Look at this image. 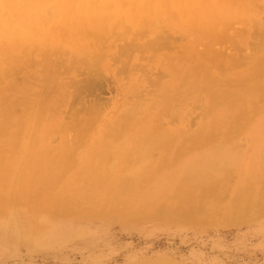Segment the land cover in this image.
<instances>
[{
    "label": "rangeland",
    "instance_id": "obj_1",
    "mask_svg": "<svg viewBox=\"0 0 264 264\" xmlns=\"http://www.w3.org/2000/svg\"><path fill=\"white\" fill-rule=\"evenodd\" d=\"M44 1H47V6L53 0ZM84 1L79 0V3L85 5L87 0ZM102 1L104 0H91L93 4H100ZM173 1L151 0L149 2L147 0L144 3V8L140 6L143 11L137 12V5L131 4L129 0H125V2L123 0L121 5L127 12L122 10L124 13L120 18L119 3L116 0V4H111L112 10H109L108 13L111 18L105 19L106 24L103 25L104 29L99 34L100 37L103 36L101 38L102 42L98 43L99 46L98 44L92 45L96 42L91 34L97 33L91 28H87L90 34L86 41L91 42L92 47L95 46L96 49L90 47L93 56L90 51L86 54L88 56H85L84 53L81 54L82 51L75 50L74 48H77V45L72 42L79 40L71 41L70 36H66L67 39L66 37L60 39L59 41L62 42L56 47L54 42L56 34H53V30L61 31L64 24L55 22L53 14L40 16L41 24H43V27L47 26L46 29L48 28L50 32L45 34V40L41 45L34 46L28 53L27 58L21 60L16 67L17 70L13 68L7 72L6 80L1 83L3 85L0 84V105L15 106L17 116L23 119L27 126L34 123V118H38V129L36 130L41 137V145H32L29 137H25L24 142H20L24 144L23 147L32 145L33 155H36L40 150L39 156L37 155L32 161H29L30 165L32 162L37 163L43 160L41 158V152L43 151L61 149L66 147V144L70 146L71 143L73 150L72 156L65 155L63 173L57 175L49 183L50 186L53 183L51 189L45 187L47 182L39 183L42 178L37 177L36 180H32L33 183L35 185L39 183L38 187L46 188V192L41 195L30 193L27 203L13 210L14 213L6 210L8 212L0 214V264H264V0H233L230 3L231 9L226 16H224L223 11L219 10L216 3L219 1L226 3L228 0L217 2L215 0H192L196 3L195 8L190 12L187 10L184 14L181 13V7L175 8ZM177 1L181 4L184 1V4L188 3V0ZM146 5L148 9H146ZM97 8V5L94 6V10H97ZM196 11L199 15L196 14ZM115 14H118V17H115ZM139 14H141V17H132L130 18L132 19L131 22L130 19L129 22L122 19L125 15L137 16ZM138 19H140V22ZM67 20L69 25L76 21L70 17ZM47 21L49 23H46ZM132 22L135 23L134 26ZM146 24H148V27ZM128 28L131 29L128 30ZM146 30L150 33H147ZM205 34L210 39L204 36ZM51 35H54L53 38ZM91 37L92 39H90ZM148 37H150V40ZM186 40L187 42L184 43ZM79 42H82V40ZM51 43H54V45ZM102 47L104 48L102 49ZM159 49L162 51L160 52ZM9 50L10 46L0 40V54H7ZM93 51H96V53ZM144 52L145 54H143ZM155 53L157 54L155 55ZM55 55L60 56L55 59ZM229 61L231 63H228ZM234 61H236V65ZM232 62L235 67L231 66ZM32 63H36L35 67L32 66ZM76 63H78L77 67L75 66ZM48 66H50L49 69ZM126 66L127 68L124 69ZM222 67L225 69L223 70ZM77 68L79 69L76 70ZM198 69L200 70L198 71ZM72 70L74 72H71ZM227 71L232 73L223 75ZM52 76L54 77L52 78ZM118 76H120L119 79ZM135 76L136 78H134ZM141 76L143 79L140 78ZM217 79H219V82ZM46 83L48 84L46 85ZM26 85L27 87H25ZM60 85L62 86L60 87ZM3 87L5 88L3 89ZM173 87L175 88L173 89ZM59 90H61L60 93ZM42 93L47 99L44 98ZM39 97H43V104L41 109L38 108L40 110L38 115V109L34 105ZM165 98L171 99V102L166 103L170 107L166 104L161 106L160 103L165 102ZM44 101L48 103L46 104ZM260 102L263 103L260 104ZM175 103H178L179 107ZM232 104L233 106H231ZM144 105L146 106L144 107ZM4 108L0 106L1 111ZM171 108L172 110L169 112ZM96 110L100 115L96 114V119H94ZM166 111L169 112L170 117L168 113L166 114ZM121 115L124 117H121ZM125 115L127 116L125 117ZM166 115H168L167 118ZM99 116L100 120H98ZM128 117H131V119L128 120ZM160 117L164 120L161 119V121ZM120 120L122 121L120 122ZM128 121H130L129 124ZM153 121L154 123H152ZM248 121L250 122L248 123ZM73 124H77L76 127ZM127 124L128 127L125 126ZM94 125L96 126L94 127ZM158 125L160 127L162 125V127L160 133L156 134L155 131H157ZM241 125L243 128L240 129ZM121 126L122 128L125 127L120 129ZM141 126L144 128L142 129ZM217 129L220 130V133ZM142 132L144 135H142ZM152 132H154V135ZM165 133H168V135ZM32 136H37V134L34 133ZM148 136L156 137V145L144 149L141 140ZM174 139L175 141H173ZM119 142L121 145L118 144ZM138 145L139 147H137ZM1 146L2 151H5V153L9 151L10 146H7L6 143L4 145L0 144ZM171 146L172 148H170ZM228 146L234 148L233 153L226 149ZM20 148L22 149V147ZM178 148L180 149L178 150ZM147 149H149L148 152ZM225 150L232 154H229L228 157L230 161L228 160L229 162L221 167V172L217 160ZM239 151L241 154L236 156V153H240ZM127 154L130 156H127ZM144 154L147 156L145 155V157ZM235 156L239 159L235 158V160ZM18 157L19 160L28 164V159L25 160L22 155ZM232 158L235 162L231 161ZM136 159L142 161L138 162ZM210 163L213 165L210 166ZM214 163L216 166H214ZM258 166L261 171L258 170ZM148 169L151 171L150 173H148ZM199 169L200 172H198ZM247 169L248 172H246ZM123 172L125 176H123ZM226 173L228 176L225 175ZM253 174L254 176H252ZM183 175L185 176L183 177ZM241 179L242 181H240ZM130 180H137V187L130 193V196L129 194L125 196L122 188L126 181ZM150 180L154 181L151 182ZM252 181L256 185H252ZM245 182L247 185L244 184ZM148 183L151 186L147 185ZM166 183L168 184L166 185ZM249 186L250 188L253 187L252 190ZM38 187L33 186V191L39 189ZM255 187H257L256 190H254ZM231 188L233 189L231 190ZM245 188L247 189L245 190ZM206 190L207 192H205ZM218 190H220L219 193ZM174 192L176 193L175 196ZM186 192H189L190 195ZM191 193H194V197ZM202 195H205L204 199ZM247 196H250L249 199ZM186 197L187 201L183 200ZM154 199L156 203H154ZM191 201L192 203H190ZM226 203H229V205L227 206ZM153 205L154 207H152ZM167 207L169 208L167 209ZM226 207L228 208L226 209ZM67 210H70L72 214L65 215ZM150 210H153L152 215H149ZM218 210L219 212H217ZM177 213L181 214L180 217ZM184 215H186V218ZM197 217L200 218L197 219ZM213 218V222L210 221Z\"/></svg>",
    "mask_w": 264,
    "mask_h": 264
},
{
    "label": "bare ground",
    "instance_id": "obj_2",
    "mask_svg": "<svg viewBox=\"0 0 264 264\" xmlns=\"http://www.w3.org/2000/svg\"><path fill=\"white\" fill-rule=\"evenodd\" d=\"M82 1H84V0H82ZM118 2L117 3H119V5H118V8L120 9V18L122 17V13H124V12H127V11H125L124 9H123V7H122V5H121V3H123V0H117ZM151 0H149V2H150ZM173 1V0H172ZM199 1V0H198ZM204 1V0H203ZM216 2L217 1H219V0H215ZM233 0H228V2H226V3H221V1H219V2H215L216 3V5H217V7L219 8V10L220 11H223V14H224V16H226L227 14H228V12H229V10L231 9L230 8V3L232 2ZM46 2L47 1H44V0H0V40L1 41H4V43H7V45L8 46H10V50L7 52V54H4V55H2V54H0V84L3 82V81H5L6 80V74H7V72H9V71H11L13 68H16L18 65H19V63L21 62V60H25L26 58H27V55H28V53L32 50V48L34 47V46H39V45H41L42 44V42H43V40H45V34L47 33V32H50V30L47 28L46 29V27H43V24H41V22H40V16H48L49 14H53L52 16H54L53 17V19L55 20V22H61V24H64V25H62V30L60 31H57L56 29V31L55 30H53L54 32H53V34L55 33L56 34V37L54 36V42H55V46L56 47H58L59 46V43H61L59 40L60 39H63L64 37H66V36H70V40L71 41H73V40H79V41H81L82 40V42H79V41H73L72 43H74V44H76L77 45V48H74L75 50H79V51H82V53L81 54H85V56H88V55H86V54H88V51H90L91 49H90V47H92V45H96V44H98V43H101L102 42V40H101V38L103 37H100L99 36V34H100V32H102L103 31V29H104V24H106L105 23V19H108V18H111L109 15H108V13H109V10H112V7H110L111 6V4H116V0L115 1H111V0H104V1H102L100 4H98V3H96V4H93L92 2H91V0H87L86 1V4L85 5H82V4H80L79 3V0H53L52 2L50 1V4H48L47 6H46ZM85 2V1H84ZM124 2H125V0H124ZM129 2L131 3V4H133V5H137V12H140V11H143V10H141V7L142 8H144V3L145 2H147V0H129ZM153 2V1H152ZM165 3H167L166 1H164ZM185 2V1H184ZM184 2L181 4L179 1H177V0H174L173 1V3H174V5H175V8H179V7H181L180 9H181V13H185L187 10H188V12H190L193 8H195V6H196V3H195V1H192V0H188V3L186 2L185 4H184ZM199 3V2H198ZM239 3V2H238ZM110 4V5H109ZM153 4V3H152ZM253 4H254V2H253ZM98 6V8H97V10H94V6ZM117 6V5H116ZM127 6V5H126ZM130 6V5H129ZM141 6V7H140ZM153 6V5H152ZM167 6V5H166ZM238 6V5H237ZM121 7H122V9H121ZM136 7V6H135ZM134 7V9L136 10V8ZM203 7V6H202ZM207 7H208V5H207ZM236 7V6H235ZM256 7V6H255ZM126 8V7H125ZM213 8H216V7H213ZM212 8V9H213ZM133 9V8H132ZM133 9V10H134ZM146 9H148V7H147V5H146ZM166 9H167V7H166ZM259 8L257 7V10H258ZM122 10H124V12L122 11ZM210 10V9H209ZM130 10H128V12H129ZM160 11H161V9H160ZM198 11V10H197ZM197 11H196V14H198L197 13ZM134 12V11H133ZM132 12V13H133ZM150 12H151V10H150ZM258 12V11H257ZM130 13V12H129ZM128 13V14H129ZM168 13V12H167ZM167 13H165V14H167ZM180 13V14H181ZM126 14V13H125ZM131 14V13H130ZM137 13L135 12V15H136ZM152 15H153V13H152ZM182 15V14H181ZM194 15V14H193ZM199 15V14H198ZM148 16V15H147ZM72 18V19H75L76 21L72 24V25H69L68 23H67V18ZM115 17H118V14L116 15L115 14ZM132 17H136V18H140L141 17V14H139V15H137V16H128V15H125V17L124 18H122V19H126L128 22H129V19L130 18H132ZM152 17V16H151ZM186 17V16H185ZM163 18V17H162ZM173 18V17H172ZM52 19V18H51ZM131 20L132 19H130V22H131ZM134 20V19H133ZM139 20V22H140V19H138ZM148 20H149V18H148ZM171 20V19H170ZM52 21V20H51ZM143 21V20H142ZM108 22V21H107ZM145 22V21H144ZM157 22V21H156ZM46 23H49L48 21L46 22ZM118 23V22H117ZM133 23V26H134V22H132ZM138 23V22H137ZM127 24V23H126ZM130 24V23H129ZM196 24H197V20H196ZM60 25V24H59ZM58 25V26H59ZM120 25V24H119ZM144 25V24H143ZM147 25V27H148V24H146ZM45 26V25H44ZM157 26V25H156ZM158 26H159V24H158ZM49 27V26H48ZM143 27V26H142ZM146 29H148L146 26H144ZM53 28V27H52ZM57 28V27H56ZM87 28L89 29V28H91L94 32H96L97 34H91V36L94 38V41L96 42V43H94V44H90L91 42H87L86 40L88 39V35L90 34V32H88L87 31ZM118 28H119V26H118ZM123 29H124V27H123ZM122 29V30H123ZM129 29H131V28H128V30ZM135 29H136V27H135ZM134 29V30H135ZM143 29V28H142ZM158 30H159V28H157ZM201 29H203V28H201ZM200 29V30H201ZM211 29V28H210ZM49 30V31H48ZM160 30H161V28H160ZM131 31H133V30H131ZM136 31V30H135ZM155 31H157L156 29H155ZM143 32H144V30H143ZM146 32H147V30H146ZM145 32V33H146ZM161 32V31H160ZM163 32V31H162ZM192 32V31H191ZM130 33V32H129ZM128 33V35H130ZM138 33V32H137ZM147 33H150V32H147ZM146 33V34H147ZM154 33V32H153ZM152 33V35H154ZM166 33V32H165ZM164 33V34H165ZM170 33V32H169ZM193 33H194V31H193ZM198 33V32H197ZM107 34V33H106ZM106 34L104 35V37L106 36ZM116 34H118V33H116ZM143 34V33H142ZM176 34H178V33H176ZM109 35V34H108ZM147 35H150V34H147ZM163 35V34H162ZM179 35V34H178ZM52 36V35H51ZM53 36H52V38H53ZM116 36V35H115ZM137 36V35H136ZM190 36V35H189ZM204 36H207L206 34L204 35ZM92 37L90 38V39H92ZM109 37V36H108ZM122 37V36H121ZM157 37V36H156ZM182 37V36H181ZM196 37V36H195ZM207 37H209V36H207ZM68 37H66V39H67ZM113 38V37H112ZM120 38V37H119ZM138 38V37H137ZM150 37H148V39H149ZM162 38H164V37H162ZM184 38V37H183ZM183 38H182V40H183ZM65 39V40H66ZM104 39V38H103ZM169 39V38H168ZM185 39V38H184ZM208 39H210V37L208 38ZM53 40V39H52ZM150 40V39H149ZM197 40V39H196ZM90 41V40H89ZM52 42V41H51ZM120 42V41H119ZM187 42V40L186 41H184V43H186ZM65 43V42H64ZM92 43H93V41H92ZM107 43H110V42H107ZM122 43V42H121ZM147 43V42H146ZM148 43H150V42H148ZM175 43V42H174ZM205 43V42H204ZM52 44V43H51ZM104 44V43H103ZM157 44V43H156ZM243 44V43H242ZM52 45H54V43L52 44ZM61 45V44H60ZM67 45V44H66ZM65 45V46H66ZM70 45V44H69ZM100 44H98V46H99ZM145 45H147V44H145ZM153 45V44H152ZM155 45V44H154ZM166 45V44H165ZM164 45V46H165ZM247 45V44H246ZM170 46H172V45H170ZM174 46V45H173ZM249 46V45H248ZM101 47V46H100ZM161 47H163V46H161ZM166 47H167V45H166ZM165 47V48H166ZM69 48V47H68ZM70 48H71V46H70ZM69 48V49H70ZM93 48V47H92ZM104 47H102V49H103ZM110 48V47H109ZM190 48V47H189ZM244 48V47H243ZM37 49V48H36ZM52 49H55V48H52ZM93 49H95V46H94V48ZM92 49V50H93ZM114 49H115V47H114ZM96 50V49H95ZM104 50H106V49H104ZM160 50V49H159ZM167 50V49H166ZM173 50V49H172ZM62 51H63V49H62ZM103 51V50H102ZM162 50H160V52H161ZM192 51V50H191ZM91 52V55L93 56V53H92V51H90ZM94 52V51H93ZM157 53H159L158 51H156ZM163 52H164V50H163ZM248 52H250V51H248ZM94 53H96V51L94 52ZM100 53V52H99ZM102 53V52H101ZM116 53V52H115ZM157 53H155V55L157 54ZM60 55H61V53H59ZM64 54V53H63ZM140 54V53H139ZM143 54H145V52L143 53ZM150 54V53H149ZM59 55V56H60ZM78 55V54H77ZM118 56H119V54H117ZM154 55V56H155ZM187 55V54H186ZM263 55V54H262ZM48 56H49V54H48ZM59 56L58 55H55L54 57H55V59H56V57L57 58H59ZM66 56V55H65ZM70 56V55H69ZM101 56V55H100ZM115 56V55H114ZM114 56H112V57H114ZM23 57V58H22ZM122 57V56H121ZM158 57V56H157ZM160 57H161V55H160ZM188 57V56H187ZM9 58V59H8ZM53 58V57H52ZM71 58V57H70ZM81 58V57H80ZM100 58V57H99ZM105 58V57H104ZM134 58V57H133ZM156 58V57H155ZM259 58V57H258ZM257 58V59H258ZM92 59V58H91ZM122 59V58H121ZM160 59V58H159ZM223 59V58H222ZM34 60V59H33ZM70 60V59H69ZM102 60V59H101ZM105 60H106V58H105ZM112 60V59H111ZM115 60V59H114ZM118 60V59H117ZM187 60V59H186ZM202 60H204V59H202ZM234 60V59H233ZM253 60V59H252ZM35 61V60H34ZM43 61V60H42ZM52 61V60H51ZM56 61V60H55ZM65 61V60H64ZM93 61H94V59H93ZM130 61V60H129ZM132 61H134V60H132ZM218 61H219V59H218ZM218 61H217V63H218ZM223 61H225V60H223ZM53 62V61H52ZM79 62H81V61H79ZM78 62V63H79ZM86 62V61H85ZM99 62V61H98ZM105 62V61H104ZM106 62H107V60H106ZM117 62V61H116ZM125 62V61H124ZM208 62V61H207ZM214 62V61H213ZM236 61H234V63H235ZM37 63V62H36ZM35 63V64H36ZM63 63V62H62ZM78 63H76V67H77V64ZM131 63V62H130ZM156 63V62H155ZM215 63V62H214ZM228 63H231L230 61L228 62ZM255 63V62H254ZM33 64V63H32ZM35 64H33L32 66H34ZM103 64V63H102ZM119 64H120V61H119ZM128 64V63H127ZM220 64V63H219ZM79 65H80V63H79ZM92 65V64H91ZM104 65H107V64H104ZM117 65V64H116ZM188 65V64H187ZM235 65H236V63H235ZM237 65H238V63H237ZM54 66V65H53ZM81 66V65H80ZM122 66V65H121ZM231 66H233V62H232V65ZM35 67V66H34ZM38 67H40L39 65H38ZM49 67L50 66H48L47 68L49 69ZM61 67V66H60ZM79 67V66H78ZM83 67V66H82ZM81 67V68H82ZM130 67H131V65H130ZM177 67V66H176ZM202 67V66H201ZM233 67H235V66H233ZM252 67H253V65H252ZM32 68V67H31ZM80 68V69H81ZM112 68V67H111ZM125 68H127V66L126 67H124V69ZM145 68H146V66H145ZM251 68V67H250ZM34 69V68H33ZM32 69V70H33ZM79 68H77L76 70H78ZM115 69V68H114ZM123 69V70H124ZM130 69V68H129ZM222 69H223V67H222ZM225 69V68H224ZM223 69V70H224ZM230 69V68H229ZM236 69V68H235ZM16 70H17V68H16ZM110 70V69H109ZM128 70V69H127ZM143 70V69H142ZM145 70V69H144ZM154 70V69H153ZM159 70V69H158ZM161 70V69H160ZM200 69H198V71H199ZM232 70V69H231ZM240 70V69H239ZM242 70V69H241ZM108 71V70H107ZM118 71V70H117ZM122 71V70H121ZM205 71V70H204ZM226 71V70H225ZM235 71V70H234ZM71 72H74V70H72ZM81 72V71H80ZM127 72V71H126ZM134 72V71H133ZM133 72H131V73H133ZM143 72V71H142ZM169 72V71H168ZM221 72V71H220ZM236 72V71H235ZM22 73V72H21ZM122 73H123V71H122ZM124 73H125V70H124ZM123 73V74H124ZM135 73H136V71H135ZM161 73V72H160ZM227 73H230V71L228 72H226L225 74H223V75H226ZM232 73V72H231ZM230 73V74H231ZM237 73V72H236ZM241 73V72H240ZM45 74V73H44ZM75 74V73H74ZM94 74V73H93ZM123 74H121L122 76H123ZM130 74V73H129ZM128 74V75H129ZM148 74V73H147ZM162 74V73H161ZM174 74V73H173ZM205 74H206V72H205ZM209 74V73H208ZM234 74V73H233ZM50 75V74H49ZM57 75V74H56ZM70 75H71V73H70ZM136 75V74H135ZM236 76H238L237 74H235ZM132 76V75H131ZM147 76H149V75H147ZM186 76V75H185ZM229 76V75H228ZM54 76H52V78H53ZM58 77H59V74H58ZM63 77V76H62ZM119 77L120 76H118V79H119ZM153 77V76H152ZM155 77H156V75H155ZM164 77V76H163ZM208 77V76H207ZM235 77V76H234ZM123 78V77H122ZM133 78V77H132ZM134 78H136V76L134 77ZM140 78H142V76L140 77ZM183 78V77H182ZM200 78V77H199ZM211 78V77H210ZM222 78V77H221ZM224 78V77H223ZM222 78V79H223ZM253 78V77H252ZM264 78V77H263ZM117 79V80H118ZM121 79V78H120ZM130 79V78H129ZM143 79V78H142ZM146 79H147V77H146ZM150 79V78H149ZM166 79V78H165ZM167 79H169V78H167ZM207 79H209V78H207ZM207 79H205V80H207ZM216 79V78H215ZM66 80V79H65ZM131 80V79H130ZM182 80V79H181ZM218 80V82H219V79H217ZM216 80V81H217ZM262 80V79H261ZM48 81V80H47ZM122 81V80H121ZM126 81V80H125ZM149 81V80H148ZM163 81V80H162ZM188 81V80H187ZM200 81V80H199ZM204 81V80H203ZM209 81H210V79H209ZM34 82H36V81H34ZM122 82H124V81H122ZM129 82V81H128ZM132 82H134V81H132ZM141 82V81H140ZM37 83H39V82H37ZM121 83V82H120ZM135 83V82H134ZM145 83V82H144ZM156 83V82H155ZM164 83V82H163ZM240 83V82H239ZM48 83H46V85H47ZM49 84H50V82H49ZM55 84V83H54ZM92 84V83H91ZM164 84H166V83H164ZM172 84V83H171ZM171 84H170V87H171ZM236 84V83H235ZM1 85H3V84H1ZM6 85V84H5ZM27 85H29V84H27ZM27 85L25 86V87H27ZM57 85V84H56ZM67 85V84H66ZM127 85V84H126ZM126 85H125V87H126ZM142 85V84H141ZM228 85V84H227ZM231 85H233V84H231ZM247 85V84H246ZM261 85V84H260ZM62 85H60V87H61ZM123 86V85H122ZM129 86V85H128ZM144 86H146V85H144ZM159 86V85H158ZM175 86V85H174ZM189 86V85H188ZM198 86V85H197ZM205 86V85H204ZM258 86V85H257ZM19 87V86H18ZM124 87V88H125ZM162 87H163V85H162ZM186 87H187V85H186ZM203 87V86H202ZM227 87V86H226ZM238 87V86H237ZM256 87V86H255ZM5 87H3V89H4ZM13 88V87H12ZM76 88V87H75ZM129 88V87H128ZM167 88H169V87H167ZM175 87H173V89H174ZM184 88V87H183ZM182 88V89H183ZM204 88V87H203ZM219 88V87H218ZM242 88V87H241ZM246 88V87H245ZM262 88V87H261ZM34 89V88H33ZM39 89V88H38ZM45 89V88H44ZM51 89H53V88H51ZM72 89V88H71ZM70 89V90H71ZM78 89V88H77ZM146 89H148V88H146ZM145 89V90H146ZM159 89V88H158ZM164 89H165V86H164ZM173 89H171L172 91H173ZM191 89V88H190ZM199 89V88H198ZM63 90V89H62ZM166 90V89H165ZM170 90V91H171ZM204 90V89H203ZM221 90V89H220ZM224 90V89H223ZM233 90H234V88H233ZM11 92H12V90H10ZM14 91V90H13ZM45 92H47L46 90H44ZM43 91V92H44ZM53 91H55V89H53ZM124 91V90H123ZM217 91V90H216ZM239 91V90H238ZM242 91V90H241ZM243 91H245V90H243ZM257 91V90H256ZM255 91V92H256ZM51 92H52V90H51ZM61 92V90H59V93ZM129 92V91H128ZM131 92V91H130ZM187 92V91H186ZM198 92H200V91H198ZM206 92V91H205ZM204 92V93H205ZM215 92V91H214ZM262 92V91H261ZM27 93V92H26ZM53 93V92H52ZM52 93H50V94H52ZM55 93V92H54ZM58 92H57V94H59ZM150 93H151V91H150ZM149 93V94H150ZM154 93V92H153ZM161 93V92H160ZM165 94H166V92H164ZM172 93V92H171ZM173 93H175L174 91H173ZM190 93V92H189ZM203 93V94H204ZM218 93V92H217ZM238 93H240V92H238ZM237 93V94H238ZM263 93V92H262ZM43 94V93H42ZM49 94V93H48ZM68 94H69V92H68ZM145 94V93H144ZM147 94V93H146ZM149 94H148V96H149ZM170 94V93H169ZM176 94V93H175ZM216 94V93H215ZM228 94V93H227ZM242 94V93H241ZM261 94V93H260ZM260 94H259V96H260ZM63 95V94H62ZM129 95H130V93H129ZM141 95V94H140ZM168 95V94H167ZM214 95V94H213ZM264 95V94H263ZM6 96V95H5ZM43 96H44V94H43ZM57 96V95H56ZM67 96V95H66ZM70 96V95H69ZM132 96V95H131ZM139 96V95H138ZM143 96V95H142ZM161 96V95H160ZM165 96V95H164ZM171 96H172V94H171ZM175 96V95H174ZM186 96V95H185ZM238 96V95H237ZM248 96H251V95H248ZM252 96H254V95H252ZM33 97V96H32ZM51 97H52V95H51ZM58 97V96H57ZM128 97V96H127ZM137 97V96H136ZM151 97V96H150ZM170 97V96H169ZM177 97V96H176ZM175 97V98H176ZM183 97V96H182ZM264 97V96H263ZM35 98V97H34ZM44 98H46L47 99V97H45L44 96ZM68 98V97H67ZM146 98H147V96H146ZM161 98V97H160ZM163 98V97H162ZM161 98V99H162ZM172 98V97H171ZM188 98H190V97H188ZM211 98V97H210ZM222 98H224L223 96H222ZM253 98V97H252ZM261 98V97H260ZM46 99H45V101H46ZM50 99H52V98H50ZM57 99V98H56ZM70 99V98H69ZM142 99V98H141ZM143 99H144V96H143ZM148 99V98H147ZM186 99H187V97H186ZM212 99H213V96H212ZM227 99V98H226ZM254 99V98H253ZM48 100H49V98H48ZM53 100V99H52ZM71 100V99H70ZM131 100H133V99H131ZM155 100V99H154ZM165 100V102H163V103H160V104H162L161 106H164L166 103L168 104L169 102H171V99L170 98H165L164 99ZM225 100V99H224ZM8 101V100H7ZM44 101V102H45ZM65 101H66V99H65ZM176 101V100H175ZM246 101H247V99H246ZM250 101V100H249ZM14 102V101H13ZM25 102V101H24ZM56 102H57V100H56ZM141 102V101H140ZM191 102V101H190ZM203 102H205V101H203ZM245 102V101H244ZM46 103V102H45ZM48 103V102H47ZM46 103V104H47ZM132 103V102H131ZM148 103V102H147ZM151 103V102H150ZM158 103V102H157ZM156 103V104H157ZM180 103V102H179ZM202 103V102H201ZM231 103V102H230ZM242 103V102H241ZM254 103V102H253ZM261 103H263V102H260V104ZM8 104V103H7ZM42 104H43V97H39L38 98V100H37V102H36V104L34 105L37 109L38 108H40L41 109V106H42ZM65 104V103H64ZM166 104V106H168ZM175 104H177V106H178V103H175ZM174 104V105H175ZM181 104H182V102H181ZM210 104V103H209ZM13 105V104H12ZM19 105V104H18ZM130 105V104H129ZM227 105V104H226ZM230 105V104H229ZM1 107H5L4 108V110L3 111H1L0 110V123H1V125H0V144H2V145H4V143H6V145L7 146H10V148H9V151L7 152V153H5V151H2V146L0 147V214H2V213H6V212H8V211H6V210H10V211H12L13 212V210H15L16 208H19V207H21V205L22 204H26L27 203V200H28V198L30 197V193L31 194H35V195H41L42 193H44V192H46V188H48V189H51V187L53 186V183H52V185L50 186L49 185V183L51 182V180L53 179V178H55V177H57V175H59V174H62L63 173V171H64V158H65V155H68V156H72V148H71V146H72V143H71V145L69 146L68 144H66V145H63V146H66V147H64V148H61V149H52V150H50V151H43V152H41V158L43 159H41L42 161H38L37 163H31V165L29 164V161H32L33 160V158H35L37 155L39 156V154H40V150L36 153V155H33V146L32 145H37V144H40L41 145V143H42V140H41V137L39 136V134H38V132H37V130L36 129H38L37 128V121H38V118H34V123L32 124H30V126H27L26 125V122L23 120V119H20V117H18L17 116V112H15L16 111V107L15 106H11V105H4V104H1L0 105ZM65 106H67L66 104H65ZM65 106H64V108H65ZM123 106V105H122ZM133 106H135V105H133ZM146 105H144V107H145ZM148 106V105H147ZM150 106V105H149ZM176 106V105H175ZM176 106V107H177ZM218 106V105H217ZM220 106V105H219ZM231 106H233V104L231 105ZM237 106V105H236ZM246 106V105H245ZM263 106V105H262ZM120 107V106H119ZM168 107H170V106H168ZM179 107V106H178ZM177 107V108H178ZM191 107V106H190ZM213 108H214V106H212ZM229 107V106H228ZM47 108V107H46ZM155 108V107H154ZM176 108V109H177ZM197 108V107H196ZM215 108H216V106H215ZM63 109V108H62ZM66 109V108H65ZM88 109H89V107H88ZM94 109H96V108H94ZM124 109V108H123ZM192 109H194V107H192ZM220 109V108H219ZM230 109V108H229ZM22 110V109H21ZM93 110V109H92ZM138 110V109H137ZM149 110V109H148ZM172 110V108L171 109H169V112ZM211 110V109H210ZM209 110V111H210ZM238 110H240V109H238ZM244 110V109H243ZM253 110V109H252ZM262 110V109H261ZM48 111V110H47ZM130 111H132V110H130ZM157 111V110H156ZM165 111V110H164ZM168 111V110H167ZM166 111V114L168 113V115H169V117H170V114H169V112H167ZM180 111V110H179ZM237 111V110H236ZM38 115H39V113H40V110L38 109ZM98 111L96 110V113L94 114V119H96L95 117H96V114H98L97 113ZM158 112V111H157ZM184 112V111H183ZM59 113V112H58ZM124 113V112H123ZM153 113V112H152ZM205 113H206V111H205ZM213 113V112H212ZM220 113H221V111H220ZM261 113V112H260ZM19 114V113H18ZM54 114V113H53ZM90 114H91V112H90ZM148 114H149V112H148ZM162 114V113H161ZM209 114V113H208ZM264 114V113H263ZM60 115V114H59ZM98 115H100V114H98ZM97 115V116H98ZM146 115V114H145ZM168 115H166V118H167V116ZM222 115V114H221ZM251 115V114H250ZM254 115V114H253ZM62 116V115H61ZM123 115H121V117H122ZM127 115H125V117H126ZM138 116V115H137ZM155 117H156V115H154ZM184 116V115H183ZM183 116H182V119H183ZM193 116V115H192ZM191 116V117H192ZM248 116V115H247ZM262 116V115H261ZM264 116V115H263ZM55 117V116H54ZM58 117V116H57ZM89 117V116H88ZM93 117V116H92ZM124 117V116H123ZM150 117H151V115H150ZM153 117V116H152ZM162 117V116H161ZM160 117V120L161 119H163V118H161ZM168 117V118H169ZM172 117V116H171ZM178 117V116H177ZM211 117V116H210ZM131 119V117H128V120H130ZM147 118V117H146ZM158 118V117H157ZM176 118V117H175ZM217 118V117H216ZM227 118V117H226ZM225 118V119H226ZM259 118V117H258ZM261 118V117H260ZM58 119V118H57ZM62 119V118H61ZM119 119V118H118ZM123 119V118H122ZM148 119V118H147ZM156 119V118H155ZM170 119V118H169ZM188 119V118H187ZM208 119V118H207ZM220 119V118H219ZM250 119V118H249ZM98 120H100V116H99V119ZM125 121L127 120V118L126 119H124ZM138 120V119H137ZM152 120V119H151ZM164 120V119H163ZM215 120V119H214ZM77 121V120H76ZM122 120H120V122H121ZM144 121H145V118H144ZM149 121V120H148ZM147 121V122H148ZM155 121V120H154ZM154 121L152 122V123H154ZM162 121V120H161ZM177 121V120H176ZM186 121H188V120H186ZM220 121H222V120H220ZM227 121V120H226ZM241 121H242V119H241ZM240 121V122H241ZM100 122V121H99ZM99 122H97L99 125H100V123ZM105 122V121H104ZM111 122V121H110ZM124 122V121H123ZM134 122V121H133ZM146 122V121H145ZM156 122V121H155ZM168 122V121H167ZM180 122V121H179ZM215 122V121H214ZM244 122V121H243ZM250 121H248V123H249ZM254 122V121H253ZM47 123V122H46ZM77 123V122H76ZM128 124L130 123V121H128L127 122ZM136 123V122H135ZM173 123V122H172ZM206 123V122H205ZM211 123V122H210ZM220 123V122H219ZM224 123V122H223ZM255 123V122H254ZM75 124V123H74ZM73 124V125H74ZM114 124V123H113ZM122 124V123H121ZM125 125V126H129V125ZM140 124H141V122H140ZM143 124V123H142ZM222 124V123H221ZM225 124V123H224ZM240 124V123H239ZM238 124V125H239ZM243 124V123H242ZM32 125V126H31ZM40 125V124H39ZM77 125V124H76ZM76 125H74V127H76ZM84 125V124H83ZM108 125V124H107ZM115 125V124H114ZM135 125V124H134ZM179 125V124H178ZM205 125H207V124H205ZM257 125V124H256ZM96 125H94V127H95ZM118 126V125H117ZM123 126V125H122ZM122 126L120 127V129H123L122 128ZM137 126V125H136ZM143 126V125H142ZM142 126H141V128H142ZM210 126V125H209ZM221 126V125H220ZM248 126V125H247ZM81 127V126H80ZM107 127H109V126H107ZM114 127V126H113ZM112 127V128H113ZM131 127V126H130ZM160 127V125H158V129H159V132H158V129H157V131H155L156 132V134L157 133H160V129H161V127H162V125H161V127ZM169 127V126H168ZM180 127V126H179ZM178 127V128H179ZM218 127V126H217ZM82 128H83V126H82ZM93 128V127H92ZM144 128V127H143ZM142 128V129H143ZM156 128H157V126H156ZM175 128V127H174ZM211 128V127H210ZM224 128V127H223ZM241 128H243L242 127V125H241V127H240V129ZM76 129V128H75ZM134 129V128H133ZM192 129V128H191ZM212 129V128H211ZM260 129H262V128H260ZM130 130V129H129ZM138 130V129H137ZM155 130V129H154ZM153 130V131H154ZM163 130V129H162ZM194 130V129H193ZM244 130V129H243ZM248 130V129H247ZM62 131V130H61ZM91 131V130H90ZM90 131H89V133H90ZM134 131V130H133ZM144 131V130H143ZM146 131V130H145ZM144 131V132H145ZM164 131V130H163ZM197 131V130H196ZM217 131L220 133V130H218L217 129ZM260 131V130H259ZM123 132V131H122ZM170 132V131H169ZM168 132V133H169ZM178 132V131H177ZM202 132V131H201ZM258 132V131H257ZM34 133H36L37 134V136H32ZM54 133V132H53ZM92 133V132H91ZM107 133H109V132H107ZM138 133V132H137ZM141 133V132H140ZM139 133V134H140ZM168 133H165V134H167L168 135ZM196 133V132H195ZM222 133V132H221ZM230 133V132H229ZM253 133V132H252ZM127 134V133H126ZM136 134V133H135ZM147 134V133H146ZM152 134L154 135V132H152ZM156 134H155V136H156ZM164 134V133H163ZM170 134V133H169ZM176 134V133H175ZM209 134H211V133H209ZM215 134V133H214ZM230 134H232V133H230ZM237 135H238V133H236ZM249 134H250V132H249ZM261 134V133H260ZM142 135H144L143 134V132H142ZM190 135H191V133H190ZM206 135V134H205ZM211 135H213V134H211ZM218 135V134H217ZM222 135V134H221ZM229 135V134H228ZM233 135V134H232ZM231 135V136H232ZM234 135H235V133H234ZM241 135V134H240ZM258 135H259V133H258ZM108 136H110V135H108ZM114 136V135H113ZM118 136V135H117ZM155 136H148V137H146V138H144V139H140L141 140V143L144 145V149H146V148H151V147H154V145H156L155 143H156V137ZM182 136V135H181ZM199 136V135H198ZM225 136V135H224ZM260 136V135H259ZM25 137H29L30 138V141H31V144L32 145H26L25 147H23V143H20V142H24L23 140H25L26 138ZM128 137V136H127ZM135 137V136H134ZM136 137H138V136H136ZM145 137V136H144ZM155 137V138H154ZM166 137V136H165ZM170 137V136H169ZM176 137V136H175ZM190 137V136H189ZM194 137V136H193ZM208 137H209V135H208ZM241 137V136H240ZM244 137V136H243ZM262 137V136H261ZM94 138H95V136H94ZM142 138V137H141ZM174 138V137H173ZM196 138V137H195ZM212 138H214V137H212ZM226 138V137H225ZM233 138V137H232ZM248 138V137H247ZM62 140H63V138H61ZM93 139V138H92ZM128 139V138H127ZM137 139V138H136ZM160 139V138H159ZM164 139V138H163ZM162 139V140H163ZM201 139V138H200ZM206 139V138H205ZM209 139V138H208ZM219 139V138H218ZM242 139V138H241ZM250 139V138H249ZM194 140V139H193ZM196 140V139H195ZM198 140H199V138H198ZM212 140V139H211ZM215 140H216V138H215ZM71 141V140H70ZM121 141V140H120ZM129 141V140H128ZM173 141H175V139L173 140ZM206 141V140H205ZM208 141V140H207ZM230 141V140H229ZM242 141V140H241ZM256 141H257V139H256ZM63 142V141H62ZM72 142V141H71ZM112 142V141H111ZM126 142V141H125ZM131 142V141H130ZM138 142V141H137ZM159 142V141H158ZM193 142V141H192ZM195 142V141H194ZM198 142V141H197ZM212 142V141H211ZM224 142V141H223ZM226 142V141H225ZM249 142V141H248ZM60 143V142H59ZM98 143V142H97ZM110 143V142H109ZM136 143V142H135ZM162 143V142H161ZM160 143V144H161ZM186 143V142H185ZM207 143V142H206ZM213 143V142H212ZM228 143V142H227ZM243 143V142H242ZM257 143H259V142H257ZM64 144V143H63ZM80 144H81V141H80ZM118 144H120V142L118 143ZM134 144V143H133ZM141 144V145H142ZM184 144V143H183ZM217 144V143H216ZM109 145V144H108ZM121 145V144H120ZM129 145V144H128ZM199 145V144H198ZM211 145V144H210ZM228 145V144H227ZM230 145V144H229ZM253 145H254V143H253ZM256 145V144H255ZM98 146V145H97ZM127 146V145H126ZM125 146V147H126ZM173 146V145H172ZM172 146L170 147V148H172ZM182 146V145H181ZM218 146V145H217ZM20 147H22V149L20 148ZM82 147V146H81ZM134 147V146H133ZM137 147H139V145L137 146ZM146 147V148H145ZM183 147H184V145H183ZM186 147V146H185ZM83 148V147H82ZM182 148V147H181ZM196 148V147H195ZM213 148V147H212ZM216 148H218V147H216ZM222 148V147H221ZM232 149V147H229L228 146V148H226V149H229V151L230 152H232L233 151V149ZM241 148H242V146H241ZM77 149V148H76ZM75 149V150H76ZM121 149V148H120ZM139 149V148H138ZM180 148H178V150H179ZM187 149V148H186ZM198 149V148H197ZM236 149H238V148H236ZM235 149V150H236ZM74 150V151H75ZM122 150V149H121ZM168 150V149H167ZM172 150V149H171ZM188 150V149H187ZM194 150V149H193ZM241 150V149H240ZM251 150V149H250ZM149 151V149H147V152ZM185 151V150H184ZM247 151V150H246ZM133 152V151H132ZM158 152V151H157ZM192 152V151H191ZM240 152V151H239ZM241 152H242V150H241ZM241 152L240 153H236V156H237V154L239 155V154H241ZM121 153V152H120ZM131 153V152H130ZM171 153V152H170ZM174 153V152H173ZM186 153V152H185ZM189 153H190V151H189ZM233 153V152H232ZM232 153H229L228 151H226L225 150V152L222 154V156L217 160V165H218V167H223L225 164H227L229 161H230V159L228 158L229 157V154H232ZM235 153V152H234ZM255 153V152H254ZM92 154V153H91ZM122 154V153H121ZM135 154V153H134ZM187 154V153H186ZM219 154H221V153H219ZM20 155H22V157L25 159V160H27V162H28V164H25L22 160H19L20 158L18 157V156H20ZM118 155V154H117ZM129 154H127V156H128ZM133 155V154H132ZM131 155V156H132ZM142 155V154H141ZM146 154H144V156H145ZM185 155V154H184ZM198 155V154H197ZM235 155V154H234ZM84 156V155H83ZM116 156V155H115ZM130 156V155H129ZM147 156V155H146ZM145 156V157H146ZM168 156V155H167ZM171 156V155H170ZM174 156V155H173ZM179 156V155H178ZM187 156V155H186ZM185 156V157H186ZM201 156V155H200ZM236 156L234 157V159L236 158ZM242 156V155H241ZM259 156H260V153H259ZM80 157H81V155H80ZM107 157V156H106ZM142 157V156H141ZM141 157H140V159H141ZM181 157H183V156H181ZM210 157V156H209ZM208 157V158H209ZM232 157V156H231ZM254 157V156H253ZM253 157H252V159H253ZM40 158V157H39ZM71 158V157H70ZM130 158V157H129ZM133 158H134V156H133ZM132 158V159H133ZM138 158H139V156H138ZM166 158V157H165ZM178 158V157H177ZM195 158V157H194ZM257 158V157H256ZM72 159V158H71ZM118 159H120V158H118ZM131 159V160H132ZM146 159V158H145ZM191 159V158H190ZM205 159V158H204ZM237 160L239 159V158H236ZM235 159V160H236ZM243 159V158H242ZM19 160V161H18ZM40 160V159H39ZM113 160V159H112ZM129 160V159H128ZM127 160V161H128ZM137 160V159H136ZM152 160H155V159H152ZM181 160H182V158H181ZM229 160V161H228ZM235 160L233 161V158L231 159V161H233V162H235ZM247 160V159H246ZM138 161V160H137ZM140 161H142V160H140ZM140 161H138V162H140ZM147 161V160H146ZM165 161V160H164ZM174 161H175V158H174ZM187 161V160H186ZM193 161V160H192ZM245 161V160H244ZM248 161V160H247ZM252 161V160H251ZM125 162V161H124ZM133 162V161H132ZM137 162V163H138ZM145 162V161H144ZM183 162V161H182ZM232 162V163H233ZM260 162V161H259ZM68 163H69V160H68ZM95 163V162H94ZM118 163H120V162H118ZM152 163V162H151ZM154 163V162H153ZM192 163V162H191ZM202 163V162H201ZM254 163V162H253ZM96 164V163H95ZM126 164V163H125ZM125 164H124V166H125ZM129 164V163H128ZM170 164V163H169ZM199 164V163H198ZM215 164V163H214ZM249 164V163H248ZM260 164V163H259ZM264 164V163H263ZM262 164V165H263ZM92 165V164H91ZM94 165V164H93ZM116 165V164H115ZM157 165V164H156ZM182 165V164H181ZM211 165H213L212 163H210V166ZM245 165V164H244ZM114 166V165H113ZM112 166V167H113ZM127 166V165H126ZM142 166H143V164H142ZM176 166V165H175ZM174 166V167H175ZM186 166V165H185ZM188 166V165H187ZM190 166V165H189ZM214 166H216V164L214 165ZM247 166V165H246ZM252 166V165H251ZM111 167V166H110ZM137 167V166H136ZM144 167H145V165H144ZM153 167V166H152ZM164 167V166H163ZM198 167V166H197ZM213 167V166H212ZM233 167H234V165H233ZM239 167H240V165H239ZM249 167V166H248ZM130 168V167H129ZM134 168V167H133ZM151 168V167H150ZM190 168H191V166H190ZM201 168V167H200ZM216 168V167H215ZM251 168V167H250ZM101 169V168H100ZM177 169V168H176ZM194 169H195V167H194ZM198 169V168H197ZM207 169V168H206ZM239 169V168H238ZM237 169V170H238ZM257 169V168H256ZM97 170H99V169H97ZM125 170V169H124ZM128 170V169H127ZM149 170V169H148ZM173 170H175V169H173ZM222 170V168L220 169V171ZM258 170H259V166H258ZM257 170V171H258ZM73 171V170H72ZM117 171V170H116ZM129 171V170H128ZM138 171H140V170H138ZM142 171V170H141ZM192 171H194L193 169H192ZM191 171V172H192ZM196 171V170H195ZM207 171H209V170H207ZM259 171H261V170H259ZM89 172V171H88ZM122 172V171H121ZM151 171L149 170V172L148 173H150ZM175 172V171H174ZM179 172V171H178ZM198 172H200V169L198 170ZM222 172V171H221ZM246 172H248V169H247V171ZM251 172V171H250ZM71 173V172H70ZM138 173V172H137ZM180 173V172H179ZM185 173V172H184ZM229 173V172H228ZM233 173H234V171H233ZM262 173V172H261ZM260 173V174H261ZM126 174V173H125ZM146 174V173H145ZM154 174H156L155 172H154ZM190 174V173H189ZM188 174V175H189ZM193 174H194V172H193ZM211 174V173H210ZM213 174V173H212ZM245 174V173H244ZM251 174V173H250ZM258 174V173H257ZM133 175V174H132ZM144 175V174H143ZM165 175V174H164ZM181 175V174H180ZM215 175V174H214ZM225 175H227V173L225 174ZM263 175H264V173H263ZM35 178H34V177ZM120 176V175H119ZM123 176H125L124 175V172H123ZM146 176V175H145ZM151 176V175H150ZM156 176V175H155ZM169 176V175H168ZM185 175H183V177H184ZM196 176H197V173H196ZM202 176V175H201ZM224 176V175H223ZM228 176V175H227ZM244 176V175H243ZM251 176V175H250ZM252 176H254V174L252 175ZM252 176H251V178H252ZM37 177H41L42 179H41V181L39 182V183H43V182H47L46 184H45V187L46 188H39L38 186H39V183L37 184V185H35L34 183H33V181L32 180H36V178ZM152 177V176H151ZM160 177V176H159ZM214 177V176H213ZM232 177V176H231ZM248 177V176H247ZM246 177V178H247ZM93 178V177H92ZM125 178V177H124ZM143 178V177H142ZM141 178V179H142ZM155 178V177H154ZM161 178V177H160ZM180 178V177H179ZM186 178H187V176H186ZM191 178V177H190ZM200 178V177H199ZM217 178V177H216ZM235 178V177H234ZM244 178V177H243ZM254 178V177H253ZM259 178V177H258ZM263 178V177H262ZM137 179V178H136ZM140 179V180H141ZM166 179H167V177H166ZM175 179V178H174ZM181 179V178H180ZM123 180V179H122ZM161 180V179H160ZM169 180V179H168ZM178 180V179H177ZM186 180V179H185ZM225 180V179H224ZM112 181V180H111ZM116 181H117V179H116ZM137 180H130V181H126V183L124 184V186H123V188H122V192L125 194V196L126 195H128L129 194V196H130V193L135 189V187H137V182H136ZM151 182L152 181H154V180H150ZM149 181V182H150ZM188 181V180H187ZM233 181V180H232ZM236 181V180H235ZM238 181V180H237ZM240 181H242V179L240 180ZM257 181V180H256ZM261 181V180H260ZM97 182H98V180H97ZM100 182V181H99ZM119 182V181H118ZM147 182V181H146ZM184 182V181H183ZM223 182V181H222ZM172 183V182H171ZM211 183V182H210ZM212 183H213V181H212ZM252 183H253V181H252ZM60 184V183H59ZM58 184V185H59ZM84 184V183H83ZM122 184V183H121ZM121 184H120V187H121ZM158 183L156 182V185H157ZM168 183H166V185H167ZM175 184V183H174ZM200 184V183H199ZM244 184H246V182L244 183ZM248 184H250L249 182H248ZM57 185V186H58ZM109 185V184H108ZM147 185H150L149 183L147 184ZM154 185V184H153ZM155 185V186H156ZM164 185V184H163ZM172 185V184H171ZM184 185V184H183ZM227 185H229V184H227ZM238 185V184H237ZM247 185V184H246ZM252 185H256V184H252ZM259 185V184H258ZM33 186H37L39 189H36V190H34L33 191ZM142 186V185H141ZM151 186V185H150ZM184 186H186V185H184ZM200 186H202V185H200ZM218 186V185H217ZM236 186V185H235ZM106 187V186H105ZM153 187V186H152ZM189 187V186H188ZM192 187V186H191ZM190 187V188H191ZM206 187H208V186H206ZM222 187V186H221ZM220 187V188H221ZM248 187V186H247ZM263 187V186H262ZM261 187V188H262ZM144 188V187H143ZM166 188V187H165ZM168 188V187H167ZM174 188V187H173ZM208 188H210V187H208ZM249 188H250V186H249ZM248 188V189H249ZM252 186H251V188H250V190H252ZM256 188L257 187H255V189L254 190H256ZM89 189V188H88ZM106 189V188H105ZM145 189V188H144ZM156 189V188H155ZM180 189H182V188H180ZM201 189V188H200ZM204 189V188H203ZM226 189V188H225ZM233 188H231V190H232ZM242 189V188H241ZM247 188H245V190H246ZM259 189V188H258ZM97 190V189H96ZM163 190V189H162ZM166 190V189H165ZM171 190H172V188H171ZM187 190V189H186ZM198 190V189H197ZM242 190H244V189H242ZM249 190V191H250ZM253 190V191H254ZM52 191V190H51ZM137 191H138V189H137ZM142 191V190H141ZM147 191V190H146ZM157 191V190H156ZM159 191V190H158ZM157 191V192H158ZM188 191H189V189H188ZM204 191V190H203ZM209 191V190H208ZM219 191L220 190H218V193H219ZM240 191V190H239ZM238 191V192H239ZM248 191V192H249ZM259 191V190H258ZM257 191V192H258ZM106 192V191H105ZM140 192V191H139ZM154 192H155V190H154ZM172 192V191H171ZM179 192V191H178ZM177 192V193H178ZM191 192V191H190ZM205 192H207V190L205 191ZM210 192V191H209ZM208 192V193H209ZM211 192H212V190H211ZM242 192V191H241ZM91 193V192H90ZM135 193V192H134ZM136 193H138V192H136ZM153 193V192H152ZM175 193V192H174ZM187 193V192H186ZM185 193V194H186ZM222 193V192H221ZM230 193V192H229ZM233 193H235L234 191H233ZM253 193V192H252ZM263 193V192H262ZM140 194H141V192H140ZM173 194V193H172ZM180 194V193H179ZM182 194V193H181ZM187 194H189L190 195V193L188 192ZM187 194H186V196H187ZM194 194V193H193ZM192 193H191V195H193ZM197 194V193H196ZM195 194V195H196ZM202 194H204L203 192H202ZM237 194V193H236ZM247 194H249V193H247ZM251 194V193H250ZM120 195V194H119ZM155 195V194H154ZM161 195V194H160ZM176 195V193L174 194V196ZM206 195V194H205ZM205 195L203 196V199H204V197H205ZM213 195H214V193H213ZM227 195V194H226ZM235 195V194H234ZM245 195V194H244ZM253 195V194H252ZM116 196V195H115ZM135 196H137V195H135ZM202 196H201V198H202ZM228 196V195H227ZM251 196V195H250ZM250 196H247L248 197V199H249V197ZM255 196V195H254ZM262 196V195H261ZM102 197V196H101ZM124 197V196H123ZM138 197V196H137ZM137 197H135V198H137ZM144 197V196H143ZM159 197V196H158ZM157 197V198H158ZM166 197V196H165ZM180 197V196H179ZM190 197V196H189ZM189 197H188V199H189ZM192 197H194V195L192 196ZM209 197V196H208ZM213 197V196H212ZM216 197V196H215ZM235 197V196H234ZM245 197V196H244ZM243 197V198H244ZM256 197V196H255ZM263 197V196H262ZM261 197V198H262ZM171 198H172V195H171ZM170 198V199H171ZM184 198H185V196H184ZM191 198V197H190ZM221 198H222V196H221ZM224 198H225V196H224ZM240 198V197H239ZM260 198V197H259ZM260 198V199H261ZM146 199V198H145ZM173 199V198H172ZM229 199V198H228ZM252 199V198H251ZM77 200V199H76ZM127 200V199H126ZM143 200V199H142ZM176 200V199H175ZM179 200V199H178ZM183 200H185V201H187V197H186V199H183ZM192 200V199H191ZM211 200V199H210ZM263 200V199H262ZM262 200H260L261 202H262ZM84 201V200H83ZM131 201H132V199H131ZM139 201H141V200H139ZM147 201V200H146ZM153 201V200H152ZM152 201H150L151 203H152ZM154 201H155V199H154ZM158 201V200H157ZM160 201V200H159ZM189 201V200H188ZM217 201H219V200H217ZM237 201H238V199H237ZM236 201V202H237ZM244 201V200H243ZM253 201V200H252ZM78 202V201H77ZM106 202V201H105ZM121 202V201H120ZM148 202V201H147ZM146 202V203H147ZM165 202V201H164ZM194 202H195V200H194ZM193 202V203H194ZM200 202H202V201H200ZM226 202H228V201H226ZM245 202V201H244ZM126 203V202H125ZM145 203V202H144ZM144 203H143V205H144ZM154 203H156V201L154 202ZM153 203V204H154ZM160 203V202H159ZM177 203V202H176ZM176 203H175V205H176ZM179 203H181L180 201H179ZM189 203V202H188ZM190 203H192V201L190 202ZM199 203V202H198ZM210 203V202H209ZM216 203V202H215ZM219 203V202H218ZM255 203V202H254ZM126 204H129L128 202L126 203ZM187 204V203H186ZM237 204V203H236ZM44 205H46V204H44ZM93 205V204H92ZM91 205V206H92ZM108 205H109V203H108ZM147 205H148V203H147ZM185 205V204H184ZM183 205V206H184ZM190 205V204H189ZM195 205V204H194ZM208 205V204H207ZM226 205L228 206L229 205V203L227 204L226 203ZM225 205V206H226ZM238 205V204H237ZM240 205V204H239ZM245 205V204H244ZM249 205H251V204H249ZM120 206H122V205H120ZM125 206V205H124ZM124 206H122V207H124ZM150 206V205H149ZM160 206V205H159ZM159 206H158V208H159ZM170 206V205H169ZM191 206V205H190ZM198 206H199V204H198ZM243 206V205H242ZM253 206V205H252ZM81 207V206H80ZM152 207H154V205L152 206ZM171 207V206H170ZM178 207V206H177ZM188 207V206H187ZM191 207H193V206H191ZM207 207V206H206ZM219 207V206H218ZM217 207V208H218ZM222 207V206H221ZM233 207H236V206H233ZM248 207V206H247ZM259 207V206H258ZM262 207V206H261ZM169 207H167V209H168ZM172 209H173V207H171ZM170 208V209H171ZM228 207H226V209H227ZM254 208V207H253ZM51 209V208H50ZM137 209V208H136ZM155 209V208H154ZM171 209V210H172ZM196 209V208H195ZM219 209V208H218ZM225 209V208H224ZM233 209V208H232ZM247 209V208H246ZM251 209V208H250ZM250 209H249V211H250ZM52 210V209H51ZM50 210V211H51ZM113 210V209H112ZM117 210V209H116ZM123 210V209H122ZM145 210V209H144ZM160 210V209H159ZM159 210H157V211H159ZM222 210V209H221ZM234 210H237V209H234ZM242 210V209H241ZM245 212H246V210L245 209H243ZM253 210V209H252ZM151 211V210H150ZM153 211V210H152ZM152 211H151V213L149 214V215H152ZM156 211V210H155ZM192 211V210H191ZM196 211V210H195ZM227 211V210H226ZM228 211H229V209H228ZM243 211V212H244ZM80 212V211H79ZM96 212V211H95ZM124 212V211H123ZM140 212V211H139ZM169 212H170V210H169ZM204 212V211H203ZM211 212V211H210ZM217 212H219V210L217 211ZM225 212V211H224ZM251 212V211H250ZM14 213V212H13ZM83 213H85V212H83ZM128 213V212H127ZM130 213V212H129ZM145 213V212H144ZM148 213V212H147ZM157 213V212H156ZM205 213V212H204ZM208 213V212H207ZM230 213H231V211H230ZM256 213V212H255ZM72 214V212L70 211V210H67V211H65V215H71ZM178 214V213H177ZM190 214V213H189ZM196 214V213H195ZM217 214V213H216ZM246 214V213H245ZM251 214H252V212H251ZM254 214V213H253ZM133 215V214H132ZM147 215V214H146ZM179 215V214H178ZM181 215V214H180ZM180 215H179V217H180ZM192 215H194V214H192ZM197 215V214H196ZM218 215V214H217ZM226 215V214H225ZM229 215V214H228ZM243 215H244V213H243ZM263 215V214H262ZM261 215V216H262ZM14 216V215H13ZM144 216V215H143ZM186 215H184V217H185ZM191 216V215H190ZM230 216V215H229ZM247 216V215H246ZM250 216V215H249ZM252 216V215H251ZM258 216V215H257ZM261 216H260V218H261ZM171 217V216H170ZM193 217V216H192ZM201 217V216H200ZM200 217H197V219L198 218H200ZM218 217V216H217ZM225 217V216H224ZM226 217H227V215H226ZM256 217V216H255ZM159 218V217H158ZM169 218V217H168ZM186 218V217H185ZM211 218V217H210ZM230 218H232V217H230ZM148 219H150V218H148ZM154 219V218H153ZM203 219V218H202ZM217 219V218H216ZM226 219V218H225ZM1 220V219H0ZM212 220H214V218L213 219H211L210 221H212ZM36 221V220H35ZM189 221V220H188ZM200 221H201V219H200ZM209 221V220H208ZM223 221V220H222ZM142 222H144V221H142ZM213 222V221H212ZM41 223V222H40ZM186 223H187V221H186ZM20 226V225H19ZM41 227V226H40ZM44 227V226H43ZM47 228V227H46ZM58 229V228H57ZM63 230V229H62ZM30 233V232H29ZM75 236V235H74ZM23 248V247H22ZM45 249V248H44Z\"/></svg>",
    "mask_w": 264,
    "mask_h": 264
}]
</instances>
